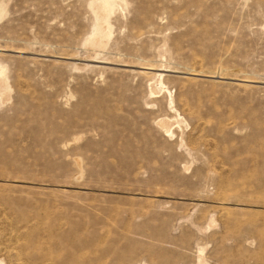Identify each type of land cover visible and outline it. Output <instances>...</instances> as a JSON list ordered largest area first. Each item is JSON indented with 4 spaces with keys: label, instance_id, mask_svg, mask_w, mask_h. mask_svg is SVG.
<instances>
[{
    "label": "rangeland",
    "instance_id": "1",
    "mask_svg": "<svg viewBox=\"0 0 264 264\" xmlns=\"http://www.w3.org/2000/svg\"><path fill=\"white\" fill-rule=\"evenodd\" d=\"M102 3L0 0V264H264V0Z\"/></svg>",
    "mask_w": 264,
    "mask_h": 264
},
{
    "label": "bare ground",
    "instance_id": "2",
    "mask_svg": "<svg viewBox=\"0 0 264 264\" xmlns=\"http://www.w3.org/2000/svg\"><path fill=\"white\" fill-rule=\"evenodd\" d=\"M114 1H115V0H102V2H103L102 4H105L106 7H111V6H113ZM100 4H101V3H100ZM105 6H104V7H105ZM104 7H103V8H104ZM106 7H105V8H106ZM113 7H114V6H113ZM113 7H112V8H113ZM99 8H102V6L99 7ZM109 9H111V8H109ZM109 9H108V10H109ZM101 10H102V9H100V11H101ZM103 10H104V9H103ZM103 10H102V11H103ZM105 10H106V9H105ZM109 12H110V10H109ZM102 14H103V13H102ZM105 14H106V13H105ZM106 16H107V15H106ZM101 22H103V20H102ZM101 24H102V23H101ZM103 25H104V24H103ZM103 25H102V26H103ZM150 70H151V69H150ZM163 124H164V123H163Z\"/></svg>",
    "mask_w": 264,
    "mask_h": 264
}]
</instances>
